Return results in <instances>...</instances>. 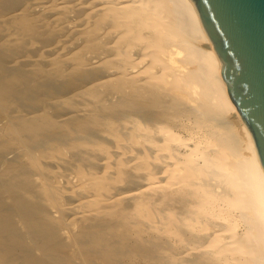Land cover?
<instances>
[{
	"label": "bare ground",
	"instance_id": "obj_1",
	"mask_svg": "<svg viewBox=\"0 0 264 264\" xmlns=\"http://www.w3.org/2000/svg\"><path fill=\"white\" fill-rule=\"evenodd\" d=\"M191 0H0V264H264V169Z\"/></svg>",
	"mask_w": 264,
	"mask_h": 264
},
{
	"label": "water",
	"instance_id": "obj_2",
	"mask_svg": "<svg viewBox=\"0 0 264 264\" xmlns=\"http://www.w3.org/2000/svg\"><path fill=\"white\" fill-rule=\"evenodd\" d=\"M264 169V0H191Z\"/></svg>",
	"mask_w": 264,
	"mask_h": 264
}]
</instances>
